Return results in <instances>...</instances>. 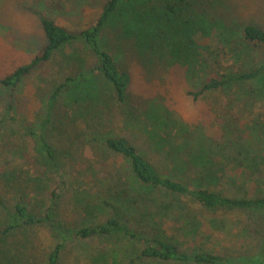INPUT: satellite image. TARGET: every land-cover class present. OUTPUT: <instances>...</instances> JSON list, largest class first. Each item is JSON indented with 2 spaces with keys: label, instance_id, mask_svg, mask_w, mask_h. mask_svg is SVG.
<instances>
[{
  "label": "rangeland",
  "instance_id": "obj_1",
  "mask_svg": "<svg viewBox=\"0 0 264 264\" xmlns=\"http://www.w3.org/2000/svg\"><path fill=\"white\" fill-rule=\"evenodd\" d=\"M106 1L0 0V80L44 45L38 13L67 29H83L97 20ZM118 5L99 38L118 68L130 74L126 104H116L99 74L90 72L96 57L77 40L11 90L0 84V228L9 224L17 200L36 216L48 213L51 220L13 228L9 254L15 264H44L50 249L62 242L60 264H128L143 243L121 234L84 239L73 233L112 216L107 206L112 203L120 205L122 222L141 236L156 233L187 253L219 254L230 264H243V258L264 248V217L210 210L185 198L179 209L175 199L164 196L149 209L132 205L124 210L115 196L124 188L127 195L135 194L139 186L126 161L106 150L101 139L124 136L163 174L174 175L172 159L158 155L147 138L157 119L165 118L173 126L164 128L172 143L182 146L183 138L192 139L179 158H186L196 142L206 149L204 161L174 176L231 197L264 195V68L254 78L234 80L196 98L189 93L210 77L264 66L261 48L242 34L248 23L264 28V0H120ZM168 7L196 24L194 41L184 43L194 27L166 21ZM152 21L171 36L140 38L141 28ZM131 26L136 30L129 34ZM211 27H216L217 39L209 34ZM156 46L159 54L151 50ZM80 74L88 85L82 92L92 89L99 104H82L72 89L68 98L54 96L58 79ZM178 127L184 132L178 134ZM41 141L52 147L53 159L44 158ZM13 174L25 180L22 186L6 183ZM26 177L39 182L28 184ZM134 264L199 263L144 258Z\"/></svg>",
  "mask_w": 264,
  "mask_h": 264
},
{
  "label": "trees",
  "instance_id": "obj_2",
  "mask_svg": "<svg viewBox=\"0 0 264 264\" xmlns=\"http://www.w3.org/2000/svg\"><path fill=\"white\" fill-rule=\"evenodd\" d=\"M119 2L120 0H107L102 6L97 20L91 26L83 29H67L63 25L56 23L52 18L38 13L37 15L46 40L44 45L41 47L39 52L27 63L20 65L14 71L6 75L2 80H0V84L11 90L24 78L28 77L35 69L46 62L52 61L55 54L60 51L63 46L77 40L85 43L90 52L96 57V62L93 68L90 69V72L95 71L99 74V76L104 81L105 88L107 87L108 92L112 94L116 104H126L128 88L130 85V74L126 70L118 68L113 56L101 46L99 38L100 32L102 31L104 25L109 22L112 14L116 12ZM167 9L168 12H166V15L168 18L166 21H173L176 25H182L185 23L186 25L194 27V29H192L184 38V43L188 41H194V36L198 31L196 24L194 22L190 23L188 20L184 21L182 14L173 12L172 7H168ZM154 24L155 23L152 21V23H150L149 27L146 29L141 28L143 30L141 31L142 35L144 36H140L138 34L140 38H145L146 41H153L155 38L163 39V37L171 36V34L157 30L155 27H153ZM135 30L136 28L131 26L126 32L132 34ZM209 34L211 37L214 36V39L219 37L216 27H211ZM242 34L247 43L260 47L264 55V28L252 23H248L243 27ZM151 50L155 54L160 53L157 52V46ZM185 52L186 51L183 53ZM263 68L264 66L257 67L252 71L243 72L236 76L228 75L223 76V78L222 76L210 77L202 83L197 91L189 93L194 98H196L203 93L218 89L234 80H246L254 78L262 71ZM81 74L76 78L66 76L64 79H58L54 96L63 98L66 94V97L68 98V94H70L69 89H72V91L75 90L78 95V100L82 101V104L85 102L96 105L99 104V102L94 99L99 96H93L92 89H88L84 93L82 92V89L87 88L88 85H83L84 80L81 81V79L84 77L80 78ZM82 75H84V73ZM84 95L86 97L81 99V96ZM84 98L87 100L84 101ZM63 105L65 106L64 103ZM164 119L165 118L157 119L158 125L156 127L153 126L150 133L147 134L149 141L154 144L153 147L155 152L158 155L160 154L172 159L175 165L173 169L174 175L178 171H185L186 167H196L198 162L203 160V153L206 152V149L202 143L196 142L197 148L194 147L192 152L189 150L190 154L187 155L186 158H179V151L184 149L187 152L188 146L192 143V139L188 136H186L185 139L183 138L182 146H177L174 144V142L172 143L169 132H166L164 128H170L172 130L173 126L168 125L167 121ZM176 129L178 134L184 132L180 127ZM101 141L106 150L121 156L126 161L130 174L139 186V188L135 189V194L127 195L126 193H128V189L124 188L115 196L116 201L121 203V208L124 210L132 205L149 209L157 204L159 197L164 196L170 201L175 199V201H177L176 207L179 209L183 207L180 205V203L182 204L180 199L185 198L195 202L203 208L210 210L251 211L257 212L259 215L264 217V195L253 198L231 197L210 187L190 185L188 182L184 181L183 178H179L178 176L174 175L163 174L158 169V167H156L144 155L143 152H141L124 136H105L101 139ZM41 143L46 153L44 158L46 160L53 159L54 151L52 147L47 142L41 141ZM210 148L211 147L208 146L207 151H210ZM204 167L205 166H200V168ZM25 179H29L26 180L28 184L34 182L35 186L39 182L38 178L32 179L26 177ZM24 181L25 180L22 181L20 177L17 178L13 174V176L10 177L6 183L11 186L12 184L22 186ZM55 196L56 192L53 191L51 194L53 200ZM107 203L108 202H105V204ZM107 206H111L113 211L112 216L96 224L77 227L73 233L76 236L84 239L121 234L132 241L143 243V248L139 251L137 256L132 257L129 260L128 264H134L136 259L144 258L156 260L158 262L178 261L187 263L194 261L199 264H230L232 262L219 254L207 252L187 253L182 251L177 246V244L165 237H161V235L156 233L147 235V237L141 236L122 222L118 212L120 205L116 206L115 204L111 203V205L107 204ZM161 206L164 208H170V206L164 203L161 204ZM10 214L9 224L6 227L0 228V263L3 264H15L12 260L13 257L9 254L10 243H8L7 240L8 234L13 228L26 225L30 226L38 222L51 223L48 213L41 216H36V214L29 210L27 204L21 200H17L14 203L13 211H11ZM150 228L152 229L153 227L150 226ZM255 231L261 232V230L257 229H255ZM62 247V242L57 243L54 247H52L46 255L44 264H60ZM242 262L243 264H264V248L251 257L243 258Z\"/></svg>",
  "mask_w": 264,
  "mask_h": 264
}]
</instances>
